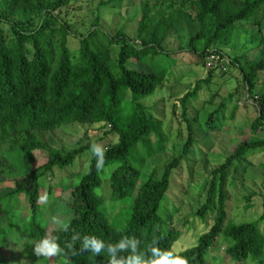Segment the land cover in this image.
I'll return each instance as SVG.
<instances>
[{"label":"trees","instance_id":"trees-1","mask_svg":"<svg viewBox=\"0 0 264 264\" xmlns=\"http://www.w3.org/2000/svg\"><path fill=\"white\" fill-rule=\"evenodd\" d=\"M68 3L69 0H0V180L7 174H16L9 179L12 189L0 190V264H48V257L31 253L21 260L18 249L10 247L19 220H29L20 231L33 249L35 242L46 234L59 240L64 251L52 257L55 264H108L106 252L97 257L80 250L84 235H95L106 243H115L123 235L135 236L141 241L142 251H147L153 241H158L161 248L173 249L182 231L171 223L166 226L158 209L170 188L172 172L181 167L194 145L193 122L187 117L189 101L203 85L212 84L217 74L226 78L230 67L239 70L242 91L255 108V117L240 132L247 131L250 136L241 138L206 179L205 201L196 216L206 223L207 213L213 211L212 222L198 234L194 245L176 253L186 257L189 264H210L221 247L224 258L232 264H264L260 220L233 223L226 208L230 170L249 153L264 150V88L258 87L260 74L264 72V0H178L173 4L179 8L178 13L162 10L158 13L145 2L134 38L123 30L114 35L104 32L98 13L93 28L77 38L75 50L68 46L71 37V24L65 19ZM250 19L251 23L243 25ZM181 20L194 29L188 38L187 51L197 55L207 76L179 100L188 133L181 151L165 163L160 175L152 173L142 179L141 165L164 150L167 140L162 137L163 122L154 119L141 100L162 90L168 82L169 74L158 70L152 61L157 54H171L164 48L165 42L171 34L179 32ZM246 26L254 31H250L252 35L244 43V51L258 48L259 53L252 59L241 50L227 55L220 45L231 43L236 31ZM212 46L214 50L210 49ZM181 48L178 53L185 51ZM130 61L135 68L127 66ZM124 109L129 110L125 113ZM231 116L234 118V111ZM70 124L100 125V130H107L105 134L116 135V143L104 146L105 168L116 166L105 178L110 189L108 196L97 197L94 191L102 189L103 181L95 159L91 158L86 173L67 189L70 192L64 200L69 210L66 226L53 223L46 226L42 218L37 220L44 195L40 179L46 176L52 181L51 174L56 168L71 165L94 143L80 139L75 148L63 150L51 147L40 137ZM208 129L212 131L209 126ZM140 144L143 149L150 144L155 148L135 165L130 160ZM4 146L20 152L37 151L45 160L30 171L16 173ZM51 188L48 194L54 192ZM133 194L130 217L124 227H117L102 216L99 205L104 198L118 200ZM19 197L25 210L17 213L18 218L9 206ZM55 199L62 200L60 196ZM252 199L253 195L245 198L246 202ZM191 226L194 227L193 223ZM77 236L80 239L74 240Z\"/></svg>","mask_w":264,"mask_h":264},{"label":"rangeland","instance_id":"rangeland-1","mask_svg":"<svg viewBox=\"0 0 264 264\" xmlns=\"http://www.w3.org/2000/svg\"><path fill=\"white\" fill-rule=\"evenodd\" d=\"M113 0H69L65 8V19L71 24V37L68 41L70 49L75 50L78 46L77 38L85 35L93 28V22L99 13V24L104 32L114 35L123 30L129 36H135V30L141 15V5L149 3L153 9L177 12L176 5L178 0H119L112 4ZM172 3V5H171ZM160 8V9H158ZM251 19L243 22L251 23ZM178 33L171 34L165 42L166 50L171 54H157L153 57V64L158 70L166 71L168 82L162 90H157L153 95L141 100L149 110L148 113L156 120H161L162 137L166 138L167 146L164 150L155 154L153 157L145 159L140 167L141 178H145L152 173L161 174L163 166L169 159L176 156L185 143L188 133L185 122L182 120V107L179 100L194 88L195 83L207 76V71L199 64L197 55L188 50V38L194 33L187 22L180 21ZM248 31V32H247ZM251 28L244 27L237 30L233 41L229 44L220 45L222 50L230 56L234 55L235 50L244 51V43L249 40L252 32ZM241 32V33H240ZM137 42V41H136ZM199 47L202 44L198 45ZM184 49L183 53L178 50ZM214 50L215 47L210 48ZM209 49V50H210ZM248 59L255 58L260 49L247 48ZM228 63L227 59L225 58ZM129 68H135L133 62H128ZM208 68V67H207ZM229 68V67H227ZM226 68V69H227ZM212 84L203 85L199 92L189 101L190 110L188 119L193 122L194 145L189 150L187 157L184 158L181 167L172 172L170 178V188L166 192L158 209V215L164 224L169 223L178 226L182 235L174 246L173 250L179 252L196 243L198 234L202 232L208 223L212 222L214 212L209 211L206 215V223L196 216L198 208L205 201L204 184L209 179L211 172L218 167L232 148L241 141V138H249V132L240 133L246 128L255 117V108L251 101L246 99L245 92L242 91V83L239 79V70L235 67L229 68L226 78L217 74ZM258 87L264 88V72L260 74ZM238 90V91H236ZM205 103V105H204ZM219 104L222 106L221 110ZM129 110V109H128ZM128 110L124 109L126 113ZM193 111V113H192ZM217 111V113H213ZM234 111L235 116L231 118ZM213 118L208 120L211 114ZM210 122L208 125L207 122ZM211 128V132L208 126ZM100 125L90 124H70L62 126L53 132L41 134V139L53 148L69 150L77 146L80 139L85 142H94L103 146L117 142L116 135L105 134L107 130H100ZM244 135V136H243ZM243 136V137H242ZM154 137V136H153ZM154 140V138H153ZM152 141V140H151ZM152 143H154L152 141ZM146 149L138 146L137 153L130 160L138 165L141 157L147 151L155 148L150 144ZM6 157L13 165L16 173L30 171L44 162V157L37 151L20 152L11 146H4ZM91 152L87 150L77 158L71 165L63 169H57L51 174L52 181L43 176L40 179L41 191L44 195L37 210L39 219L42 218L43 224L53 223L60 227L66 226L69 217V210L64 201L69 192L67 189L78 183L90 163ZM264 150L251 152L242 162H237L230 170L228 184L226 188V208L228 219L233 223L259 221V227L264 234ZM115 164L106 167L100 173L102 185V195L108 196L109 185L105 178L108 177ZM16 174H7L5 179L0 180V190L10 191L12 189L11 178ZM50 176V175H49ZM61 185H64V189ZM54 190L48 194L49 187ZM95 192V191H94ZM253 195L250 202L245 198ZM61 197V201L55 198ZM135 194L126 196L118 200L104 198L99 205L102 216L117 227H124L130 217L132 201ZM4 206V205H3ZM2 207V206H1ZM12 213L17 216L25 210L22 199H15L9 206ZM37 215V216H38ZM18 217V216H17ZM19 218V217H18ZM29 220H19L16 230L9 241L10 247L18 249L19 259L25 260V254L35 255L34 249L30 246L31 242L26 238L20 228L28 224ZM194 227L192 228L191 224ZM220 245L222 237L217 241ZM223 249L218 248L214 260L210 264H232L223 256ZM223 259V260H222ZM227 260V261H226ZM48 264H55L52 258H48ZM248 264H257L251 262Z\"/></svg>","mask_w":264,"mask_h":264},{"label":"clouds","instance_id":"clouds-1","mask_svg":"<svg viewBox=\"0 0 264 264\" xmlns=\"http://www.w3.org/2000/svg\"><path fill=\"white\" fill-rule=\"evenodd\" d=\"M91 158L95 159L97 171L105 169L106 149L103 145H90ZM95 195L100 197V188L95 189ZM80 239L79 236L74 237ZM82 252L109 257L108 264H189L186 257L179 255L171 247L161 248L158 241H153L147 251L141 250V241L135 236L123 235L115 243H106L95 235H84L82 238ZM64 251L59 240L54 236L44 235L34 244V252L38 257L52 258ZM126 254V255H123Z\"/></svg>","mask_w":264,"mask_h":264},{"label":"built area","instance_id":"built-area-1","mask_svg":"<svg viewBox=\"0 0 264 264\" xmlns=\"http://www.w3.org/2000/svg\"><path fill=\"white\" fill-rule=\"evenodd\" d=\"M210 59H214V56H211ZM210 59H209V61H210ZM208 66H210V63H208Z\"/></svg>","mask_w":264,"mask_h":264}]
</instances>
